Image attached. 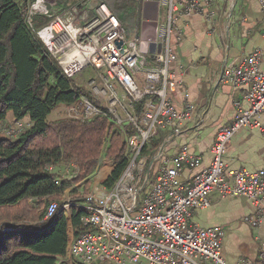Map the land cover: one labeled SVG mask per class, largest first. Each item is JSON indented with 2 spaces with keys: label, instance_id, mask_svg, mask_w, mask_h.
<instances>
[{
  "label": "built area",
  "instance_id": "2783aa9c",
  "mask_svg": "<svg viewBox=\"0 0 264 264\" xmlns=\"http://www.w3.org/2000/svg\"><path fill=\"white\" fill-rule=\"evenodd\" d=\"M212 2L159 0L160 7L167 8L168 16L165 24L157 20L154 41H145L139 34L128 38L120 19L107 4L99 3L95 19L85 28L88 34L97 31V37L92 36L91 49H84L85 58L81 60L96 71L97 77L89 83V89L101 108L86 95L77 105L65 108L76 119L90 120L104 114L121 128L132 126L134 133L126 135L129 165L112 189L105 188L101 195L93 190L80 199L48 204L44 219L51 223L58 213H70L73 207L87 212L81 220L80 232L72 231L69 235L67 255L60 259L62 264H227L222 254L223 229L192 223L196 211L211 207L213 193L222 198L248 199L256 207V213L247 221L254 228L264 224V171H231L225 159L241 130L264 133L260 121L264 115L261 49L254 50L223 74L224 83L245 89L246 93L242 101L235 102L234 121L218 130L207 168L196 172L191 181L182 182L184 171H194L202 165V159L188 146L166 160L164 149L160 148L153 156L143 155L149 142L164 136L165 130L195 120L196 106L188 100V94L182 111L169 98L180 85L169 70L177 60L172 35L178 31L180 40L178 25L182 16L198 14L213 20ZM261 7L264 26V0ZM34 10L28 15L29 22L30 15L36 14L37 9ZM73 21L75 15L68 10L63 16H55L37 34L46 44V39L69 29ZM83 30L80 25L78 31ZM49 45H53L51 40ZM29 126V122H18L6 130V135L15 137ZM158 162L161 168L154 172L153 165ZM237 264H264V248L257 262L243 259Z\"/></svg>",
  "mask_w": 264,
  "mask_h": 264
},
{
  "label": "trees",
  "instance_id": "16d2710c",
  "mask_svg": "<svg viewBox=\"0 0 264 264\" xmlns=\"http://www.w3.org/2000/svg\"><path fill=\"white\" fill-rule=\"evenodd\" d=\"M35 1L0 0V127L9 120L13 125L30 124L15 137L0 130V264H62L69 242L65 213H58L53 223L42 221L45 212L31 203L60 201L67 189L81 182L88 192L106 141L105 157L115 168L102 185L112 189L129 165L126 135L134 133L132 126L121 128L104 114L90 120L50 121L57 108L75 106L85 95L101 106L75 83L39 38L37 32L56 15L37 13L29 22L28 12ZM99 2L107 4L124 27L136 26V0ZM162 143L163 136L153 139L143 155L155 153ZM72 164L76 172L69 180L59 170ZM86 215L78 207L71 209L76 233ZM10 226L18 231H2Z\"/></svg>",
  "mask_w": 264,
  "mask_h": 264
},
{
  "label": "crops",
  "instance_id": "0c3cea01",
  "mask_svg": "<svg viewBox=\"0 0 264 264\" xmlns=\"http://www.w3.org/2000/svg\"><path fill=\"white\" fill-rule=\"evenodd\" d=\"M136 2L135 31L142 37L145 16L154 15L152 7L147 9L146 5H153L150 2L159 4V0ZM210 11L215 15L213 20L198 14L182 16L178 25L180 40L178 31L172 35L177 60L169 70L180 85L176 92L169 94V98L182 111L187 101L185 95L188 94V100L195 104L196 111L192 123L164 131V160L175 156L183 146H188L194 155L202 159L198 169L183 172L182 182L191 181L196 172L209 166L218 130L234 121L237 114L235 102L242 101L245 96V89L224 83L223 74L258 48L263 51L264 71L261 0H213ZM167 16V8L159 5V22L165 24ZM260 121L264 124V115ZM225 159L231 171H264V133L256 129L241 130L230 144ZM112 171L96 179L94 175L91 191L107 180ZM211 200L210 208L194 213L192 223L203 228L223 229L222 254L227 264H237L243 259L257 262L264 248V224L254 228L247 221L256 213V207L246 198H222L218 193H213ZM68 226L71 235V220Z\"/></svg>",
  "mask_w": 264,
  "mask_h": 264
},
{
  "label": "rangeland",
  "instance_id": "374dc122",
  "mask_svg": "<svg viewBox=\"0 0 264 264\" xmlns=\"http://www.w3.org/2000/svg\"><path fill=\"white\" fill-rule=\"evenodd\" d=\"M97 3L99 5V3H100L99 0H36L34 3H31L30 10L28 12V15H29V13L32 11H35L34 9L36 8L37 9L36 14L37 13L41 14L42 11L44 12L47 10L49 13H51L53 15L63 16L65 14L66 10L72 9V11L75 15V22L73 21V23H70L71 25H70L69 29L64 28L63 31L58 36L55 35V37L53 39H46V45L50 48L52 53L54 52L55 55L54 54L53 55L58 59L60 65L63 67L65 72L75 81V83L78 86L84 88V90L87 93H89L90 96L94 100H96V97L94 94H92L90 92L91 90L89 89V83L92 81V79H95L97 77L96 71L90 65H87V62H85V61L83 62L81 59L85 58V56L83 55L84 49L86 48V51L91 49V45L93 42L92 36H94V39L97 37V31H94L92 34H88L85 31V28L96 17V9L98 7ZM64 7H66L67 9L63 10ZM163 12L164 11L162 10L161 14ZM30 16H33V15H30ZM80 25L84 29L83 32L78 31V29L80 28ZM68 26H69V24H67V27ZM124 28L126 29L128 38H131L132 36H134L136 34L135 26L133 24H131V23L127 24V28L126 27H124ZM50 40H51V42H53V45H49ZM69 41H72V42H71L70 46L68 47L67 43ZM82 48H83V50H82ZM63 61H67L69 64L62 65L61 63ZM71 63H72V65H71ZM72 116L73 115H71L70 112H68L67 109L64 106H62V107L57 108L53 112V114L51 115V117L49 119H50V121L53 122V121H59V120L69 119V118L73 119L74 117H72ZM74 119H76V118H74ZM14 125H13V122L9 120L5 125L0 127V130L3 132L4 135H6V130L12 128ZM161 137H159V138H161ZM151 142L152 141L149 142V145L151 144ZM163 142H164V137H163ZM107 146H108V141H106L104 151H102V155L100 157V159H102L101 163L99 160V167L94 174L95 176L93 175L95 179L98 176L100 177L101 175L106 174V172H110V170H112V169L114 170V168H115L114 162L112 160H110L109 158L105 157V152H106ZM126 151L128 152L127 144H126ZM154 154L155 153L148 154L144 157H148L149 155L153 156ZM150 163L151 162L149 161V163L146 165L147 171L150 168ZM159 163L160 162L153 165L154 172L157 169L161 168ZM72 167H73V164L69 165V166L62 167L59 170V173L63 177H66V179L71 180L74 178L73 176L76 172L75 169ZM153 176H154V174L152 173L151 181L153 180ZM84 185L85 184L82 182L80 184H73L69 189H67L65 191V194L63 196H61V200L56 201V202L62 204L64 202H66L68 199L82 198L83 195H85L86 193L87 194L90 193L92 190L91 189L92 187H90V190L88 192H86V190L82 187ZM102 188H103V190H102ZM74 190H78L76 194L73 192ZM94 190L98 195L103 194V192L105 191L102 184H99L98 187H96ZM31 206L34 209H39L40 213L41 212L46 213V208L48 205H47V203H43L41 205L36 204V203H31ZM65 215L68 219V222H70V220L72 222L71 212L70 213L66 212ZM44 218H45V216H44ZM42 221H48V220L43 219ZM26 223L35 224L36 222L35 221H27ZM2 231L3 232H6V231L7 232L8 231L13 232V231H18V228L10 226V227L2 230ZM73 231H75L74 228H73Z\"/></svg>",
  "mask_w": 264,
  "mask_h": 264
},
{
  "label": "water",
  "instance_id": "95a60500",
  "mask_svg": "<svg viewBox=\"0 0 264 264\" xmlns=\"http://www.w3.org/2000/svg\"><path fill=\"white\" fill-rule=\"evenodd\" d=\"M150 4L153 5H146L147 9L151 8L154 10L153 17H146L144 18V22L142 23V38L145 41H154L157 36L158 31V10H159V4L158 2H150ZM150 6V7H149ZM154 7V8H153ZM164 149V142L160 146V150ZM100 159V163H101Z\"/></svg>",
  "mask_w": 264,
  "mask_h": 264
},
{
  "label": "bare ground",
  "instance_id": "6f19581e",
  "mask_svg": "<svg viewBox=\"0 0 264 264\" xmlns=\"http://www.w3.org/2000/svg\"><path fill=\"white\" fill-rule=\"evenodd\" d=\"M74 27V26H73ZM86 49V48H85ZM82 50H83V48H82ZM82 55V54H81ZM73 63V62H72ZM72 63H71V65H72ZM72 67V66H71ZM66 68V67H65ZM73 69V68H72ZM67 70V69H66ZM74 70V69H73ZM72 71V70H71ZM71 74V73H70Z\"/></svg>",
  "mask_w": 264,
  "mask_h": 264
}]
</instances>
